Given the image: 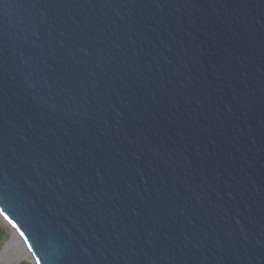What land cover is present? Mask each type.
Wrapping results in <instances>:
<instances>
[{
  "label": "water",
  "instance_id": "95a60500",
  "mask_svg": "<svg viewBox=\"0 0 264 264\" xmlns=\"http://www.w3.org/2000/svg\"><path fill=\"white\" fill-rule=\"evenodd\" d=\"M0 209L34 264H264V0H0Z\"/></svg>",
  "mask_w": 264,
  "mask_h": 264
},
{
  "label": "bare ground",
  "instance_id": "6f19581e",
  "mask_svg": "<svg viewBox=\"0 0 264 264\" xmlns=\"http://www.w3.org/2000/svg\"><path fill=\"white\" fill-rule=\"evenodd\" d=\"M12 240H15V243H13ZM12 240L7 244L6 250L3 254V260L0 261V264H3L6 262L7 259H10V253L12 252H14V255L16 257L30 255V252L24 248L19 237L15 233L13 235Z\"/></svg>",
  "mask_w": 264,
  "mask_h": 264
},
{
  "label": "rangeland",
  "instance_id": "374dc122",
  "mask_svg": "<svg viewBox=\"0 0 264 264\" xmlns=\"http://www.w3.org/2000/svg\"><path fill=\"white\" fill-rule=\"evenodd\" d=\"M0 227L4 228L8 233V239L5 243L10 242L13 238V231L11 230V228L8 226V224L1 217H0ZM12 242L15 243V240H12ZM8 260H9V264H17V263H19L21 261H25V260H28V261L33 263L32 258L29 255L16 257L14 255V252L10 253V259H8Z\"/></svg>",
  "mask_w": 264,
  "mask_h": 264
},
{
  "label": "trees",
  "instance_id": "16d2710c",
  "mask_svg": "<svg viewBox=\"0 0 264 264\" xmlns=\"http://www.w3.org/2000/svg\"><path fill=\"white\" fill-rule=\"evenodd\" d=\"M7 239H8L7 231L4 228L0 227V249L3 247V245L5 244ZM17 264H34V263H32L28 260H25V261H21Z\"/></svg>",
  "mask_w": 264,
  "mask_h": 264
},
{
  "label": "snow or ice",
  "instance_id": "6c2138e0",
  "mask_svg": "<svg viewBox=\"0 0 264 264\" xmlns=\"http://www.w3.org/2000/svg\"><path fill=\"white\" fill-rule=\"evenodd\" d=\"M2 214H3V210L0 209V215H2ZM5 219H7V217H5Z\"/></svg>",
  "mask_w": 264,
  "mask_h": 264
}]
</instances>
